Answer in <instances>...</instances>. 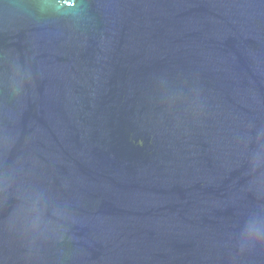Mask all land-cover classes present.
Returning <instances> with one entry per match:
<instances>
[{
  "label": "water",
  "instance_id": "water-1",
  "mask_svg": "<svg viewBox=\"0 0 264 264\" xmlns=\"http://www.w3.org/2000/svg\"><path fill=\"white\" fill-rule=\"evenodd\" d=\"M0 264H264V0H0Z\"/></svg>",
  "mask_w": 264,
  "mask_h": 264
}]
</instances>
